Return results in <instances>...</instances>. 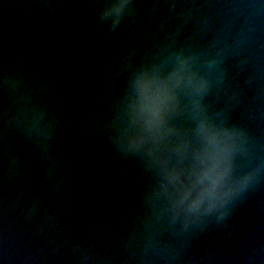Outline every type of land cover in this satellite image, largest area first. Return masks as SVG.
Masks as SVG:
<instances>
[{
	"label": "water",
	"instance_id": "obj_1",
	"mask_svg": "<svg viewBox=\"0 0 264 264\" xmlns=\"http://www.w3.org/2000/svg\"><path fill=\"white\" fill-rule=\"evenodd\" d=\"M0 264H264V0H0Z\"/></svg>",
	"mask_w": 264,
	"mask_h": 264
},
{
	"label": "clouds",
	"instance_id": "obj_2",
	"mask_svg": "<svg viewBox=\"0 0 264 264\" xmlns=\"http://www.w3.org/2000/svg\"><path fill=\"white\" fill-rule=\"evenodd\" d=\"M181 81V77L174 74V79L169 86L168 84L164 85H156L157 94L153 97V104L151 105L150 111L152 114V119L148 122V126L150 129L157 128L161 124L160 113L162 109L172 100H174V94L171 91V88L178 87ZM141 88L147 90L149 88L148 82H142ZM215 183V181H214Z\"/></svg>",
	"mask_w": 264,
	"mask_h": 264
}]
</instances>
